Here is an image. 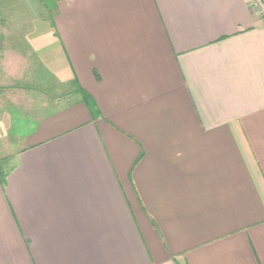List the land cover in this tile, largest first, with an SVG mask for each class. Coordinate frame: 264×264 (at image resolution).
Here are the masks:
<instances>
[{"label":"crops","instance_id":"crops-1","mask_svg":"<svg viewBox=\"0 0 264 264\" xmlns=\"http://www.w3.org/2000/svg\"><path fill=\"white\" fill-rule=\"evenodd\" d=\"M0 15V87L33 99L0 118V264H264L248 0H0Z\"/></svg>","mask_w":264,"mask_h":264},{"label":"rangeland","instance_id":"rangeland-1","mask_svg":"<svg viewBox=\"0 0 264 264\" xmlns=\"http://www.w3.org/2000/svg\"><path fill=\"white\" fill-rule=\"evenodd\" d=\"M43 1V0H42ZM47 1V0H46ZM3 15H0V26L4 23L2 19ZM16 25V24H15ZM1 30V28H0ZM2 31V30H1ZM17 30L10 27L8 32H15ZM2 34V33H1ZM2 38V37H1ZM0 87V118L7 119V125L10 126L8 119L9 113L23 112L28 109L29 104H33V99L28 89H9L8 87ZM70 98V96L68 97ZM70 100V99H69Z\"/></svg>","mask_w":264,"mask_h":264},{"label":"built area","instance_id":"built-area-1","mask_svg":"<svg viewBox=\"0 0 264 264\" xmlns=\"http://www.w3.org/2000/svg\"><path fill=\"white\" fill-rule=\"evenodd\" d=\"M248 6L253 15L264 21V0H248Z\"/></svg>","mask_w":264,"mask_h":264},{"label":"trees","instance_id":"trees-1","mask_svg":"<svg viewBox=\"0 0 264 264\" xmlns=\"http://www.w3.org/2000/svg\"><path fill=\"white\" fill-rule=\"evenodd\" d=\"M5 174V173H4Z\"/></svg>","mask_w":264,"mask_h":264}]
</instances>
